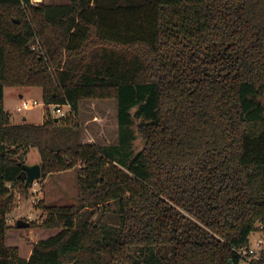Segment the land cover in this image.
<instances>
[{"label": "trees", "instance_id": "trees-1", "mask_svg": "<svg viewBox=\"0 0 264 264\" xmlns=\"http://www.w3.org/2000/svg\"><path fill=\"white\" fill-rule=\"evenodd\" d=\"M17 87L70 115L13 125ZM100 100L114 143L71 141ZM30 149L42 178L78 168L79 198L30 226L59 232L23 258L6 218ZM260 231L264 0H0V264H240Z\"/></svg>", "mask_w": 264, "mask_h": 264}, {"label": "rangeland", "instance_id": "rangeland-1", "mask_svg": "<svg viewBox=\"0 0 264 264\" xmlns=\"http://www.w3.org/2000/svg\"><path fill=\"white\" fill-rule=\"evenodd\" d=\"M67 0H46V4H64ZM34 94L25 97L27 99L32 98L41 103V90L37 88H6L4 106L7 113L10 115L13 121L20 122L23 117H27L30 123H41L45 115L49 112L43 106L34 108L30 111L17 112L16 106L20 102L19 94L22 92H31ZM94 104L95 113L93 114L90 106ZM66 116L70 115L68 108H65ZM117 113V103L113 100H100V101H84L81 103L80 115L75 118V122L81 125L88 126L89 133L94 137L95 142L103 145L114 143V137L111 136L113 130V124L115 122ZM97 116L99 122L94 119ZM61 118V117H60ZM58 119V118H56ZM93 120V122H89ZM95 121V122H94ZM89 122V123H87ZM84 131L70 135L71 141H82L84 137ZM88 136L85 140L88 141ZM66 137L51 136L48 139V146L54 141L56 143L66 141ZM140 142L136 143V148L140 149ZM25 164H34V162H40V154L37 149H30L24 157ZM40 164V163H39ZM77 170L73 168L68 171L50 174L45 178L37 181L36 186L30 190L28 196L17 195L15 197L14 205L7 215V247H18L20 254L23 258H28L30 251L34 244L55 236L59 231L57 230H45L40 228L30 227L28 229L16 228V222L18 220H24L32 224L41 225L47 219L48 211L50 207H69L77 206L79 198V188L77 184ZM262 239L264 242V232L260 231L254 233L251 237L253 243L257 239ZM264 253V250L262 254ZM261 257V256H260ZM240 264H249L248 262H241Z\"/></svg>", "mask_w": 264, "mask_h": 264}, {"label": "built area", "instance_id": "built-area-1", "mask_svg": "<svg viewBox=\"0 0 264 264\" xmlns=\"http://www.w3.org/2000/svg\"><path fill=\"white\" fill-rule=\"evenodd\" d=\"M46 0H29L30 5L39 6L45 3ZM43 106L48 110L49 114L54 118H64L66 117L65 108H68L71 111L69 105H46L43 102L39 103L33 99H23L16 107L17 112L30 111L34 108ZM35 182L32 186H36ZM30 187L32 189L33 187ZM264 250V242L262 240L255 241L252 243L251 247L246 249L239 250L238 254L241 256V259L245 262L251 263L253 260L260 259V256Z\"/></svg>", "mask_w": 264, "mask_h": 264}, {"label": "water", "instance_id": "water-1", "mask_svg": "<svg viewBox=\"0 0 264 264\" xmlns=\"http://www.w3.org/2000/svg\"><path fill=\"white\" fill-rule=\"evenodd\" d=\"M58 120L56 119V122ZM42 178V169L39 163L37 164H25L23 166V172L20 176V179L25 183V188L29 189L35 182L41 180ZM30 223L24 220H18L16 222V228L18 229H28Z\"/></svg>", "mask_w": 264, "mask_h": 264}, {"label": "crops", "instance_id": "crops-1", "mask_svg": "<svg viewBox=\"0 0 264 264\" xmlns=\"http://www.w3.org/2000/svg\"><path fill=\"white\" fill-rule=\"evenodd\" d=\"M34 91H31V92H22V93H20L19 94V98H20V102L23 100V99H27V97H25V95L26 94H28V95H31V94H34L33 93ZM41 92V91H40ZM41 98H42V94H41ZM30 99H32V98H30ZM19 102V103H20ZM18 103V104H19ZM17 104V105H18ZM17 107V106H16ZM90 108L92 109V111H93V114L95 113L94 111H95V107H94V104H92L91 106H90ZM80 109H81V104H80V107H79V114H78V117H79V115H80ZM44 119H45V117L43 118V121L41 122V123H30V122H28V119H27V117H23L22 119H21V121L20 122H15V121H13L12 120V118H11V123L13 124V125H18V124H22V123H29V124H35V125H41V124H43V122H44ZM93 120H96L97 122H99V120H98V118H97V116H94V119ZM93 120H91V121H89V122H93ZM89 122H87V123H89ZM95 122V121H94ZM90 124V123H89ZM87 125V124H86ZM86 125H82L83 126V128H84V137L82 138V141L80 142L79 141V143H81V144H94V143H96L95 142V139H94V137L88 132L89 131V129H88V126H86ZM86 136H88V141H86L85 140V137ZM30 151V150H29ZM37 163H40V162H34V164H37ZM259 234V233H258ZM259 240H262V239H257L256 241H259ZM263 241V240H262ZM255 242V241H254ZM253 242V243H254ZM33 249V248H32ZM32 249H31V251H30V255H31V253H32ZM29 255V256H30Z\"/></svg>", "mask_w": 264, "mask_h": 264}]
</instances>
